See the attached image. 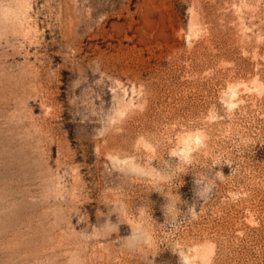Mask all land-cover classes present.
<instances>
[{
  "label": "rangeland",
  "instance_id": "374dc122",
  "mask_svg": "<svg viewBox=\"0 0 264 264\" xmlns=\"http://www.w3.org/2000/svg\"><path fill=\"white\" fill-rule=\"evenodd\" d=\"M24 1L0 264H264V0Z\"/></svg>",
  "mask_w": 264,
  "mask_h": 264
},
{
  "label": "bare ground",
  "instance_id": "6f19581e",
  "mask_svg": "<svg viewBox=\"0 0 264 264\" xmlns=\"http://www.w3.org/2000/svg\"><path fill=\"white\" fill-rule=\"evenodd\" d=\"M15 1H16L15 5H12V6H10V5L9 6L8 5L7 6H0V19H1V23H2V28L6 29L8 27V25H6V22L8 23V21L10 20V21H12V23H14V24L11 23L12 26H13L12 27L13 28L12 31L14 32V34L16 35L18 33V34H20V35L25 37L26 34H27L26 31L25 30H21V28H19V27H21L20 26V22H21V18H23L22 16H25L23 14L25 13L26 4H25L24 0H15ZM15 24L18 25L19 27L16 28ZM64 27H65L66 34L72 36V32L74 30V23L72 22L71 18L69 19L67 13H65ZM0 32H3V31H0ZM74 32H75V30H74ZM72 41H74V39H72ZM195 136H197V135H195Z\"/></svg>",
  "mask_w": 264,
  "mask_h": 264
}]
</instances>
